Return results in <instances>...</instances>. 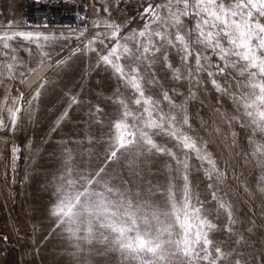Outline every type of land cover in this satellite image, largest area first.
Wrapping results in <instances>:
<instances>
[{
    "label": "rangeland",
    "instance_id": "374dc122",
    "mask_svg": "<svg viewBox=\"0 0 264 264\" xmlns=\"http://www.w3.org/2000/svg\"><path fill=\"white\" fill-rule=\"evenodd\" d=\"M26 1L0 0V25L16 21L21 26L20 30L52 31L56 34L63 32L65 35L69 34L70 29H82L85 26L29 29L23 25ZM74 1L83 4L88 18V31L83 37L79 40H59L53 46L51 60L46 59L35 73L28 75L23 84L18 79L10 78L5 64L0 62V118L8 126L0 129V264H121L119 254L111 251L91 255L87 251L74 254L77 252L74 242L69 240L68 233L50 211L56 199L53 189L67 153H72L78 170L92 171L103 164L109 147V123L117 115L118 105L114 101L119 97L128 102L134 95L130 88L124 87L110 67L98 63L95 52L82 51L75 55L72 52L77 47L83 49L97 31L110 35V30L104 27H92L93 20H99L102 24L105 20H114L122 26L121 36L133 30L139 32L147 19L141 16L143 8L148 3H162L163 0ZM224 2L227 4L230 0ZM106 6H110V17L103 10ZM94 9H99V13ZM182 19L186 25L185 31L193 27L192 18ZM152 26L155 27L154 24ZM4 30L0 28V32ZM105 43L110 48L113 42L105 40ZM93 46L98 51L103 49L98 43ZM132 46L129 42V47ZM31 48L34 58L22 49L16 54L29 67H35L39 54L35 45ZM3 60L0 57V61ZM60 60L65 63L55 67ZM169 60L173 67H181V61L174 51L169 52ZM211 60L213 63L219 62L215 56ZM121 63L125 61L122 59ZM190 63L194 66V60ZM20 70L15 68L16 72ZM181 71L182 75H187L182 67ZM152 72L158 83H145L146 94L162 100V91L168 90L178 104L187 99L185 107L191 128L184 126L181 131L196 139L198 146L210 153L216 162L218 172H211L210 180L205 169L211 171V166L206 162L202 166L196 153L188 152L192 203L197 207L202 204L209 212L208 218L218 225V229L210 233V239L225 250L242 252L247 264H264V163L258 162V156L251 155L253 141L264 144V133L254 131L253 127L248 126V118L243 112L237 111L233 102L236 79L229 77L226 84L224 77H216L222 87L228 88L227 92L220 93L206 72L200 73V84L190 83L188 79L176 81L172 78L171 70L160 65L154 66ZM227 73L238 77L236 69H226ZM43 78L50 80V83L41 90L38 100L28 105L27 101L32 98ZM20 92L24 93V101L20 102L22 111L15 132H10L11 115L8 109L13 107L12 98ZM191 93H195L194 98H190ZM73 97L77 100L75 104L72 103ZM97 106L103 109V114L94 115ZM161 106L165 111L168 110L167 102L162 101ZM129 107L132 110L136 108L131 103ZM66 111L67 116L61 119ZM97 116L102 123L97 122ZM153 139L158 145L171 148L177 156H183V150L177 148L176 141L169 136L154 135ZM13 146L20 149L19 159L15 161L12 159ZM131 160V156L125 155L117 162L108 163L106 171L113 182L127 181L126 186L133 191L144 192L151 185L154 189L153 199L162 205L166 200L164 193L171 181L176 199H181L182 173L177 172L171 157L159 153L142 155L135 161L138 175L132 171L129 164ZM219 173L224 174L221 182L216 181ZM209 184H213V188H209ZM214 190L232 207L237 224L233 226L231 234L223 230L227 216L219 209L218 202L212 199ZM170 203L159 210L171 212ZM180 217L183 221L182 210ZM179 223L176 222L174 232L182 231ZM189 223L195 225L191 217ZM240 237L243 240L237 243ZM97 248L102 251V246L97 245Z\"/></svg>",
    "mask_w": 264,
    "mask_h": 264
},
{
    "label": "snow or ice",
    "instance_id": "6c2138e0",
    "mask_svg": "<svg viewBox=\"0 0 264 264\" xmlns=\"http://www.w3.org/2000/svg\"><path fill=\"white\" fill-rule=\"evenodd\" d=\"M109 7L103 10L110 17ZM94 11L98 14L100 10ZM141 16L147 17L143 29L139 32L133 30L124 36H121L122 26L114 20H105L103 24L93 20L92 27H104L110 30V35L97 31L83 49L77 47L72 52V55L82 51L95 52L98 63L110 67L124 87L130 88L134 95L128 102L119 97L114 101L118 105L117 115L109 123V147L103 164L92 171L78 170L72 153H67L53 189L56 199L50 210L51 215L68 233L69 240L74 242L77 250L74 254L87 251L91 255L111 251L119 254L121 264H247L242 252L225 250L213 243L210 233L217 230L218 225L208 218L209 212L202 204L197 207L192 203L188 152H195L202 166L203 162L211 166V171L205 169L210 180L211 172H218V169L211 154L204 152L196 139L181 131L184 126L191 128L185 107L187 99L178 104L168 90L162 91V100L156 99L146 94L144 84L158 83L152 72L156 65L170 69L174 80L188 79L193 84L202 83L199 75L206 72L220 93L227 92L228 88L222 87L216 77H224L226 84L232 77L236 79L233 102L237 111L243 112L248 118V126L253 127L254 131L264 133V0H230L227 4L224 0H163L162 3H148ZM183 17L194 20L193 27L187 31ZM80 19L87 18L82 16ZM44 20L43 24L35 25V29H47V18ZM26 27L32 29V22L28 21ZM0 28L5 29L0 32V57L4 58L0 62L5 64L10 78L18 79L21 84L46 59L51 60L53 46L59 40H79L88 31L87 23L82 29H70L68 35L63 32L56 34L52 31L20 30L19 22L14 21L0 25ZM105 40L113 42L110 48ZM129 42L132 47H129ZM97 43L106 51H98L93 46ZM32 45H35L39 54L35 67H29L16 54L22 49L34 58ZM170 51L177 54L187 75H182L181 67H173L169 60ZM212 56L222 63H213ZM122 59L125 63H121ZM191 60H194V66ZM64 63V60L57 61L55 67ZM17 67L22 70L16 72ZM229 68L236 69L238 77L232 73L226 74ZM47 83L50 80L41 79L34 95L27 101L28 105L38 100ZM194 97L195 93H191L190 98ZM22 101L23 92L12 98L13 107L8 109L11 115L10 132H15L17 128ZM162 101L167 102V111L161 106ZM72 103H77L75 97ZM130 103L136 106L135 110L129 107ZM95 114H103V109L97 106ZM65 116L67 111L61 119ZM97 122L102 123L99 116ZM7 127L0 118V129ZM160 134L176 141V147L183 150V156H177L171 148L158 145L153 136ZM253 143L251 155L258 156V162L264 163V144ZM11 151L13 161L19 159V147L13 146ZM155 153L171 157L177 172L182 173L181 199H176L173 184L169 181L164 193L166 200L158 205L152 197L154 189L151 185L147 192L133 191L126 186L127 181L113 182L106 171L108 163L117 162L122 156L128 155L132 157L129 161L132 171L138 175L135 161L142 155ZM223 175L219 173L216 181L221 182ZM208 187L213 188V184ZM211 197L227 216L223 230L233 233L237 220L231 205L219 197L215 190ZM169 201L172 211H160V207L169 206ZM190 217L195 225L189 223ZM177 221H180L179 228L182 231L174 232ZM241 240L243 237L236 242L240 243ZM97 245L102 246V251Z\"/></svg>",
    "mask_w": 264,
    "mask_h": 264
},
{
    "label": "built area",
    "instance_id": "2783aa9c",
    "mask_svg": "<svg viewBox=\"0 0 264 264\" xmlns=\"http://www.w3.org/2000/svg\"><path fill=\"white\" fill-rule=\"evenodd\" d=\"M26 15L23 25L26 26L28 21L35 25L43 24L44 18H47V29H53L61 26L80 27L87 23V17L83 13L82 3L74 0H27ZM86 17V20L80 17Z\"/></svg>",
    "mask_w": 264,
    "mask_h": 264
},
{
    "label": "bare ground",
    "instance_id": "6f19581e",
    "mask_svg": "<svg viewBox=\"0 0 264 264\" xmlns=\"http://www.w3.org/2000/svg\"><path fill=\"white\" fill-rule=\"evenodd\" d=\"M78 3V2H77ZM83 5V4H82ZM84 7V6H83ZM85 15H86V12H85V9H84V12H83ZM61 27H72V26H61ZM80 27H82V26H80ZM56 28H59V27H56ZM56 28H53V29H56ZM74 28H76V26L74 27ZM35 29V28H34ZM44 29V28H43Z\"/></svg>",
    "mask_w": 264,
    "mask_h": 264
},
{
    "label": "crops",
    "instance_id": "0c3cea01",
    "mask_svg": "<svg viewBox=\"0 0 264 264\" xmlns=\"http://www.w3.org/2000/svg\"><path fill=\"white\" fill-rule=\"evenodd\" d=\"M16 22V21H15ZM3 24H6V23H3Z\"/></svg>",
    "mask_w": 264,
    "mask_h": 264
}]
</instances>
